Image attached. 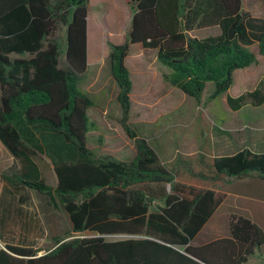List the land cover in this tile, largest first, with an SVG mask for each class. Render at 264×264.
<instances>
[{"label":"trees","instance_id":"16d2710c","mask_svg":"<svg viewBox=\"0 0 264 264\" xmlns=\"http://www.w3.org/2000/svg\"><path fill=\"white\" fill-rule=\"evenodd\" d=\"M124 3L131 12L127 38L107 42L124 119L131 91L127 59L141 51L154 50L171 71L164 78L197 101L208 85L209 100L226 93L234 72L253 64L255 53L264 55V19L248 14L245 0ZM88 9L89 0H0V141L20 163L18 173L2 178L61 206L73 233L42 255L5 244L0 264L247 263L264 244V231L243 216H229L227 237L191 245L222 203L218 187L224 179L255 174L264 183V153L214 154L212 123L203 111L197 114L200 155L186 157L191 172H172L143 140L129 162L90 158L92 102L78 88L87 69ZM58 26L65 28L64 49ZM211 28L216 35L191 36ZM226 103L234 112L264 105V77L251 90L226 95ZM69 151L74 160H68ZM39 155L52 164L53 188L41 177ZM85 232L92 235L75 236Z\"/></svg>","mask_w":264,"mask_h":264},{"label":"rangeland","instance_id":"374dc122","mask_svg":"<svg viewBox=\"0 0 264 264\" xmlns=\"http://www.w3.org/2000/svg\"><path fill=\"white\" fill-rule=\"evenodd\" d=\"M245 2V10L248 14L264 19V0H245ZM88 14L91 34L92 29L95 28V43L98 41L100 45L102 36L104 40H110L117 45L126 40L130 29L128 17L130 10L124 0H108L107 2L89 0ZM60 29L62 30V26H58V35H60ZM216 34L217 30L211 28L194 31L191 36L207 37ZM59 42L60 47L64 49L65 34ZM255 54L256 61L253 64L234 72L233 83L226 93L214 100H209L208 94L212 88L208 85L199 101L187 96L164 78L171 71L158 61L154 50L147 49L129 57L127 69L132 87L129 93L130 106L125 119L117 100L118 87L114 81L106 82L109 84L103 92L107 95L106 103L102 102L104 98H93L90 94H85L94 103L88 114L95 128L90 127L86 134V145L91 151L90 158L93 160L110 158L129 162L143 140L160 155L165 166L172 172H191L192 162L186 157L192 154L200 155L203 139L197 122V114L200 110L211 120L213 127L211 138L215 155H231L242 149H248L253 153H264V106L255 108L247 105L234 112L226 103V95L237 96L246 90H251L257 81L264 77V55ZM63 62L62 59V64ZM99 67L100 63L91 64L87 75L79 80L81 89H85L93 76H98L99 82H102L101 79L106 74V70L101 72ZM114 86L116 90L113 92ZM122 122L126 124L134 137L126 133ZM68 157L69 161L74 160L76 153L69 151ZM37 160L42 166L47 184L50 186L54 181L55 185L56 178L49 160L41 155L37 157ZM23 192L29 193V203L31 205L36 203L40 209V214L37 211L32 212L37 226L48 228L53 225L56 229L58 226L60 239L71 238V223L61 206L53 208L46 195L25 189H22ZM218 192L223 195V201L214 219L217 221L215 224L219 231L215 237L227 233L228 218L231 214L263 221L259 218L255 219L254 211L251 209V207L254 209L264 206V183L255 174L241 179L226 178L218 187ZM44 203L48 204L47 207ZM49 210L52 211L53 216L48 213ZM261 227L264 231V225ZM91 235L88 232L75 234L79 237ZM15 239L17 236L2 243L16 245L27 242L24 239L21 241ZM54 240L49 239L46 243L53 244ZM260 250L261 257L256 260V263L264 264V244Z\"/></svg>","mask_w":264,"mask_h":264},{"label":"crops","instance_id":"0c3cea01","mask_svg":"<svg viewBox=\"0 0 264 264\" xmlns=\"http://www.w3.org/2000/svg\"><path fill=\"white\" fill-rule=\"evenodd\" d=\"M107 1L108 0H104V2ZM128 17L130 20L131 12ZM64 34H65V28L62 26V30L60 29L59 38L63 37ZM107 41L114 44L110 40L107 39L104 40L103 36L100 45L98 41L97 43H95V28L92 29V34H91L90 17L88 14L87 15V69L81 76H79L78 88L84 95L90 94L93 98L94 97L104 98V101H102L103 103L104 102L106 103L105 100L107 97V95H105V93L103 92L107 87H109V84H107L106 82L114 81L109 73V69L107 65V57L109 54V47ZM92 63H98V64L100 63L99 69L101 70V72L105 69L106 74L103 75V78L101 79L102 82H99L100 80L98 76H93V78H91V80L86 84L85 89H81L79 85V80L87 75ZM113 89L114 92L116 90V87L114 86ZM93 104L94 103L92 102V106L87 111L88 118H89L88 112L92 110ZM263 106L264 105H262L261 107ZM37 164L39 165L40 168L41 177L47 184L42 166L40 165L38 160H37ZM19 171H20V163L12 157V155L6 150V148L3 146V144L0 141V247H3L5 244H7V243H2L5 240H11L13 236H17V239H15L16 241H21L24 239L27 240V242L16 245L38 249L40 250L38 255H42L46 252V250L52 249L55 246V241L60 240L59 238L60 231L57 230L58 226L57 229L56 226L53 225L50 227L48 226V228H44V227L42 228L37 226L36 225L37 223H35L34 221L35 217L32 215V212L37 211V213L40 214V209L38 208L36 203H34V205L33 204L31 205L29 203L30 202L29 193L27 192L22 193V189H25L26 191H30V190L23 187L11 186L2 178V175L4 174L10 175L12 173H18ZM47 185L49 186V184ZM55 185H54V181L53 184H50L51 187H55ZM47 205H48L47 203H44V206L47 207ZM217 209L212 215V217L203 226L201 231L197 234V236L191 241V245H193L192 243H194L195 244L194 246H199L203 243H208L218 238L227 237L229 235L227 230L226 234H222L220 236L215 237V235L219 232L217 225L215 224L217 223V221L214 220L217 215ZM251 209L254 211L253 215L255 216V219L259 218V220H263L262 222H259L252 219L253 222L258 224L259 226L264 225V206H258L254 209L251 207ZM48 213L51 216H53L52 211L49 210ZM43 217H47V216L43 215ZM221 219L222 221H224L223 217H221ZM205 230L206 232H204ZM71 234L73 235V233ZM49 239H55L54 243L47 244L46 241ZM38 240L40 241L39 243L35 242ZM44 244H47L46 247H43ZM9 245H13V244H9ZM260 249L256 250L255 254L245 264H258L256 263V260L259 257H261Z\"/></svg>","mask_w":264,"mask_h":264}]
</instances>
